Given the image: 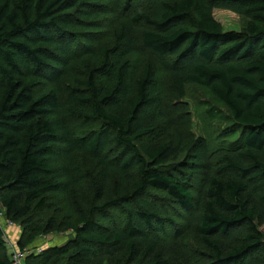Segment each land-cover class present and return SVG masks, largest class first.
I'll return each instance as SVG.
<instances>
[{
	"label": "trees",
	"instance_id": "1",
	"mask_svg": "<svg viewBox=\"0 0 264 264\" xmlns=\"http://www.w3.org/2000/svg\"><path fill=\"white\" fill-rule=\"evenodd\" d=\"M104 1L0 0V210L23 227L20 250L41 235L74 231L62 245L33 251L25 264H103L115 251L130 264H168L150 233H166V221L176 222L148 195L164 190L184 210L196 208L192 178L207 144L197 140L189 161L166 167L178 149L159 142L163 103L154 62L131 80L129 55L141 45L163 63L180 96L187 83L209 88L243 130L218 157V175L206 177L197 230L213 253L195 264H264L258 226L264 223V0H123L124 10L141 1L145 7L115 27L111 45L92 47L86 30L100 28ZM215 8L246 17L243 29L225 31ZM69 41L96 49L99 63L93 69L87 63L89 78L65 85L63 99L55 90L39 97L28 78L57 80L61 59L72 53ZM61 107L68 117L101 126L76 136L62 117L48 118ZM207 112L224 119L213 105ZM61 158L68 165L55 166ZM94 173L95 194L102 197L86 206L74 200L75 222L35 219L49 208L50 194H73L72 187ZM111 208L126 214L123 224L96 218ZM5 236L0 225V264H14Z\"/></svg>",
	"mask_w": 264,
	"mask_h": 264
},
{
	"label": "rangeland",
	"instance_id": "2",
	"mask_svg": "<svg viewBox=\"0 0 264 264\" xmlns=\"http://www.w3.org/2000/svg\"><path fill=\"white\" fill-rule=\"evenodd\" d=\"M143 1V0H142ZM141 1V2H142ZM103 13L98 18L103 17L98 29L86 30L92 39H95L92 47L96 44L113 43V31L124 19L142 9V4H133L130 10L122 8L123 0H105ZM148 2V1H146ZM139 5V6H138ZM213 15L221 23L225 31H241L247 22V18L233 11L215 8ZM143 27H138L137 34L140 35ZM70 43V51L72 52L67 59H61L65 62L63 69L55 70L57 80L51 81L47 78L39 76H31L28 83L36 85L38 96L55 90L63 99L64 86L73 84L76 79H88L89 69L87 63L92 69L99 63L101 57L97 55L96 49L91 50L83 44L77 42ZM141 45V44H140ZM131 61V80L135 81L145 68L146 63L150 60L157 67V78L162 99V117L159 119V142L170 143L178 149L175 157L166 164L177 165L187 162L190 159V147L197 140H205L207 147V156L204 160L196 164V171L193 174V192L196 200V208L192 211L184 210L180 205L176 204L173 198L164 190L150 189L148 199L159 207L163 216L173 219L176 224L172 226L166 221V233H150L151 239L156 242L157 251L168 264H195L197 262H205L210 259L213 253L203 241L202 235L198 232L197 227L199 218L205 213V202L208 198V186L205 184L206 177L218 175L217 159L225 153L229 146L235 143L242 135L243 130L237 128L231 118L230 111L217 103L214 94L207 87H203L193 83H187L185 87V95L180 96L171 86V74L163 67V63L152 54V52L142 45L137 51L129 55ZM108 84L105 82V85ZM217 107L219 113L224 115V119H214L209 117L207 109L209 106ZM64 107L60 108V113L51 115L49 119L62 117L68 127L76 136L88 134L92 128H99L100 121L86 124L82 118L68 117L63 112ZM74 158L78 162L81 154L75 152ZM67 159H58L54 162L55 166L68 165ZM92 165V162H86V169ZM190 165V164H188ZM96 174L85 180H80L78 184L72 187L73 194L65 192H56L48 196L49 208L43 213L35 214V219L46 221L49 217H55L59 222L65 225L73 223L78 218L75 210V201H80L83 205L98 201L102 195L96 196ZM126 214L115 208L109 209L106 213L96 215L97 219H101L109 225H119L126 220ZM118 222V223H117ZM14 226V225H13ZM259 229L264 233V223H259ZM19 231V237L15 236L18 241L22 238L23 227L21 224L14 226ZM180 232L177 233L176 229ZM8 229V228H7ZM20 229V230H19ZM21 232V234H20ZM74 236L71 228H65L62 232H54L49 235L39 236L32 244L29 245L31 254L33 251L46 248L52 245H62ZM6 238L11 242L6 231ZM18 241L11 242L10 251H18ZM242 239L239 238L237 244H241ZM228 249L230 245L225 244ZM36 250V251H35ZM28 254V255H29ZM27 255V256H28ZM122 252H109L105 255L103 264H130L125 261ZM135 264V263H133Z\"/></svg>",
	"mask_w": 264,
	"mask_h": 264
},
{
	"label": "built area",
	"instance_id": "3",
	"mask_svg": "<svg viewBox=\"0 0 264 264\" xmlns=\"http://www.w3.org/2000/svg\"><path fill=\"white\" fill-rule=\"evenodd\" d=\"M0 225L5 229V231H7L9 226H13L15 224L8 218H5L4 213L0 210ZM6 240L8 244L11 245V242L8 240V238H6ZM41 250L42 249H39L37 252H41ZM30 252L31 249L29 247H26L24 250L19 249L18 251H14L12 256L14 264H25V259Z\"/></svg>",
	"mask_w": 264,
	"mask_h": 264
},
{
	"label": "crops",
	"instance_id": "4",
	"mask_svg": "<svg viewBox=\"0 0 264 264\" xmlns=\"http://www.w3.org/2000/svg\"><path fill=\"white\" fill-rule=\"evenodd\" d=\"M14 226H9L7 229V234L10 237L11 242H13V240L17 242L18 239H15V236L17 238L19 237V231H17V229ZM20 234H21V232H20Z\"/></svg>",
	"mask_w": 264,
	"mask_h": 264
}]
</instances>
